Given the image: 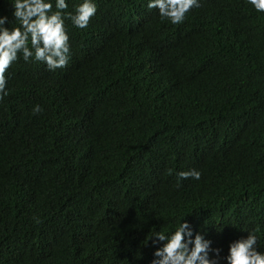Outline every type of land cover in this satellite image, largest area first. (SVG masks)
<instances>
[{"label":"trees","instance_id":"trees-1","mask_svg":"<svg viewBox=\"0 0 264 264\" xmlns=\"http://www.w3.org/2000/svg\"><path fill=\"white\" fill-rule=\"evenodd\" d=\"M146 3L96 0L86 29L65 21V67L6 71L0 264H150L184 217L222 255L241 230L264 249V13L199 0L173 25Z\"/></svg>","mask_w":264,"mask_h":264},{"label":"clouds","instance_id":"clouds-1","mask_svg":"<svg viewBox=\"0 0 264 264\" xmlns=\"http://www.w3.org/2000/svg\"><path fill=\"white\" fill-rule=\"evenodd\" d=\"M258 13H264V0H246ZM11 17L0 15V100L9 94L6 71L18 60L42 62L49 70L65 67L71 50L66 20L77 29H86L97 13L96 0H79L68 11L69 0H8ZM147 9H156L161 21L173 25L184 22L191 9L199 7V0H147ZM7 25V26H6ZM11 25V26H10ZM42 111L34 105L32 112ZM180 180H199L197 169L181 171ZM225 225L215 228L222 232ZM231 240L222 255L220 247L201 231L194 229L185 217L177 218L167 232L154 231L144 243L153 247L150 264H264L262 249L256 231Z\"/></svg>","mask_w":264,"mask_h":264}]
</instances>
